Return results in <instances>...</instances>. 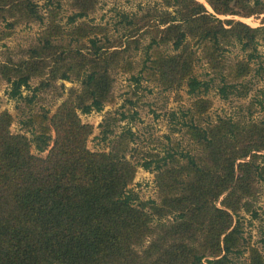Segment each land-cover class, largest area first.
Wrapping results in <instances>:
<instances>
[{
    "label": "trees",
    "instance_id": "obj_1",
    "mask_svg": "<svg viewBox=\"0 0 264 264\" xmlns=\"http://www.w3.org/2000/svg\"><path fill=\"white\" fill-rule=\"evenodd\" d=\"M163 1L172 9L156 3L141 15L120 13L125 33L112 39L108 27L86 21L98 0H45V12L37 0H0L1 34L21 22L45 26L19 60L2 61L0 50V76L8 97L25 103L20 124L29 134L12 133V115L0 114V264H239L246 254L248 264H264V237L249 245L242 215L257 217L264 182V101L258 119L198 121L211 91L222 100L247 97L248 76L264 82V22L254 28L218 17H259L264 0H205L213 12L198 0ZM163 45L172 49L159 53ZM132 47L143 49L141 74L156 73L167 89L186 88L195 99L181 116L200 154L172 147L132 162L128 127L110 139V151L87 148L93 126L80 114L104 110L115 67L133 72ZM200 61L204 77L195 72ZM59 80L80 87L52 116L34 113L39 94ZM116 121L105 119L101 140L115 134ZM138 167L156 173L158 201L131 188Z\"/></svg>",
    "mask_w": 264,
    "mask_h": 264
},
{
    "label": "rangeland",
    "instance_id": "obj_2",
    "mask_svg": "<svg viewBox=\"0 0 264 264\" xmlns=\"http://www.w3.org/2000/svg\"><path fill=\"white\" fill-rule=\"evenodd\" d=\"M37 1L43 8V12H45V0ZM198 1L203 3L210 12H213L205 0ZM156 3H159L163 9H172L163 0H98L96 10L91 13L86 21L93 25L108 27L112 39H119L125 33V29L120 23V13L133 14L138 12L141 15L143 12L141 8L146 9V7L154 6ZM218 17L222 20L242 21L254 28L262 26L264 22V14L250 18ZM66 20V18L62 19V23H65ZM44 28L45 26L39 22H30L29 24L21 22L15 29L6 31L4 34H1L0 29L1 60H19L26 54V50L35 44L38 35ZM147 43L148 40L144 41L143 46ZM260 43L258 49L264 59V42L260 41ZM171 49L172 45H163L159 53L168 52ZM233 51L231 58L234 59L233 56L237 50ZM128 56H131L129 61L132 60L133 72H126L123 68L115 67L112 72L114 79L112 97L110 102L105 105L104 110L89 115L80 114L83 123L93 126V133L87 140V148L92 152L110 151V139L121 133L123 128L128 127L135 134L134 142L127 139L129 146L126 156L132 162H142L148 153L163 155L164 151L172 147L178 152L186 153L187 151L196 150L200 154L199 147L201 145L187 133V129L183 126L186 119L181 116L182 112L187 110L195 99L187 94L186 88L180 90L176 88L173 90L167 89L166 84L160 80L156 73L141 74L140 70L145 58L143 49L136 51L132 47ZM195 65L196 74L204 77L208 71L206 63L200 61ZM139 76L142 77V80L137 83L134 78ZM40 80V78H34L32 86L36 87ZM247 81H251V90L247 97L231 96L227 100H222L215 90L211 91L205 97L211 102L207 114L201 117L198 115V121L200 120V123L206 126L212 123L215 124L220 118H232L240 121H248L252 118L258 119L263 114L258 101H264V82L257 81L253 74L247 77ZM62 84L65 89L59 87ZM79 87L78 83L59 80L53 88L39 94L37 101L32 104L34 113H42V110L45 109L49 111V116H52L68 98L70 89ZM8 88L7 82L0 76V114L8 111L12 115L13 123L10 128L12 133L29 135L20 124L22 108L25 107V103L10 99L7 94ZM24 95H31V92L24 91ZM250 104H253V106H250ZM172 113L176 115L172 116ZM122 114H126L129 118L120 120ZM109 115L117 120V125L113 127L115 134L110 135L109 140L103 141L101 140V125ZM48 152L37 153L33 148V153L41 158H46ZM185 175L188 177L187 173ZM131 188L144 201H158L159 199L155 172H148L138 167ZM258 195V199L254 204L257 217L242 213L244 216L245 238L251 246H260V241L264 237V182L260 184ZM239 264H248V254L243 257Z\"/></svg>",
    "mask_w": 264,
    "mask_h": 264
}]
</instances>
